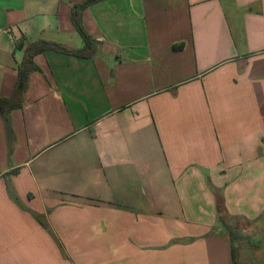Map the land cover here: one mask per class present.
<instances>
[{
  "label": "crops",
  "instance_id": "crops-1",
  "mask_svg": "<svg viewBox=\"0 0 264 264\" xmlns=\"http://www.w3.org/2000/svg\"><path fill=\"white\" fill-rule=\"evenodd\" d=\"M84 1L0 0V264H264V0L94 3L16 94Z\"/></svg>",
  "mask_w": 264,
  "mask_h": 264
},
{
  "label": "trees",
  "instance_id": "trees-1",
  "mask_svg": "<svg viewBox=\"0 0 264 264\" xmlns=\"http://www.w3.org/2000/svg\"><path fill=\"white\" fill-rule=\"evenodd\" d=\"M100 1L102 0H85L83 3L75 4L73 6L72 20L74 24L76 25L78 31L80 32L81 36L84 39L85 46L83 48H77V47L65 45L62 43L54 42V41H47V40H39L36 42H31L27 45L24 60L19 66L18 78H17V82L15 86L16 94L22 97L24 96L25 91L28 86L30 74L38 68L36 63L34 62V57L39 52L44 51L49 48V49H54V50H57L63 53L77 55L81 57H92L96 53L97 51L96 41L84 25L83 12L90 5L100 2ZM18 46L22 47L23 43H19ZM4 105H6L9 109L10 108L12 109V108H15L17 104L13 103L11 98L0 96V111L7 119L9 109L5 110ZM219 209H220V212L224 210V207L221 203L219 205ZM227 226L231 231L232 238L235 239L236 234H235L234 229L230 225H227ZM235 255H236V251L234 247L233 257L235 260V264H238Z\"/></svg>",
  "mask_w": 264,
  "mask_h": 264
},
{
  "label": "rangeland",
  "instance_id": "rangeland-1",
  "mask_svg": "<svg viewBox=\"0 0 264 264\" xmlns=\"http://www.w3.org/2000/svg\"><path fill=\"white\" fill-rule=\"evenodd\" d=\"M234 224H237V223L234 222Z\"/></svg>",
  "mask_w": 264,
  "mask_h": 264
}]
</instances>
